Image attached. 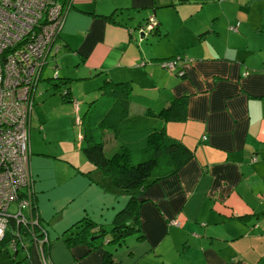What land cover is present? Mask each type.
<instances>
[{"label":"crops","instance_id":"crops-1","mask_svg":"<svg viewBox=\"0 0 264 264\" xmlns=\"http://www.w3.org/2000/svg\"><path fill=\"white\" fill-rule=\"evenodd\" d=\"M58 34L29 128L28 189L47 240L25 237L16 253L0 240V264H264V0H74ZM109 80L129 86V116L187 97L186 118H154L193 152L136 190L134 229L118 242L132 193L85 157L75 120ZM104 132L108 155L121 145Z\"/></svg>","mask_w":264,"mask_h":264},{"label":"built area","instance_id":"built-area-1","mask_svg":"<svg viewBox=\"0 0 264 264\" xmlns=\"http://www.w3.org/2000/svg\"><path fill=\"white\" fill-rule=\"evenodd\" d=\"M73 1L0 0V240L9 241L12 253L21 247L28 251L31 245L26 244L25 237L41 248L47 240L28 189L30 115L43 66L50 49H58L56 38ZM157 25L151 14L148 30ZM230 28L236 30L238 25ZM179 62L166 59L161 64L176 69ZM78 104L75 99L76 109ZM75 120L81 123L79 113ZM171 222L181 224L179 218ZM44 264L53 262L46 257Z\"/></svg>","mask_w":264,"mask_h":264},{"label":"trees","instance_id":"trees-1","mask_svg":"<svg viewBox=\"0 0 264 264\" xmlns=\"http://www.w3.org/2000/svg\"><path fill=\"white\" fill-rule=\"evenodd\" d=\"M100 87L102 93H106L110 98H100L95 103L106 104L107 107L103 113L99 107V111L92 116V128L88 127V132L86 129V140L81 149L85 157L97 168L111 175L117 189L132 193L127 206L115 216L111 240L118 242L125 239L134 229L131 222L136 218V206L139 203L135 196L136 190L169 172L177 171L193 154L180 140L163 135L164 125L154 118L155 115L169 120L186 118L187 97L175 98L169 107L160 110L150 108L147 114L129 116V86L123 81L109 80ZM62 92L65 95L67 90ZM82 119L81 117V122ZM98 128L101 133L97 135ZM105 129L114 132L121 145L118 150L108 155L104 151ZM91 131L93 132L89 135ZM132 154L135 155V162L132 161ZM128 218L132 220L125 222Z\"/></svg>","mask_w":264,"mask_h":264},{"label":"rangeland","instance_id":"rangeland-1","mask_svg":"<svg viewBox=\"0 0 264 264\" xmlns=\"http://www.w3.org/2000/svg\"><path fill=\"white\" fill-rule=\"evenodd\" d=\"M101 95H102V99L110 98V96H108L106 93H102L101 92ZM98 101L99 100H94L92 102V104L97 103ZM87 107H88V102L84 103V105L82 106L81 116H82V118H84V126H85V128L87 129V132H88V127H91L92 128V125H91V122H90V120L92 119V116L95 115V113H97V111H99V107H100L101 113H103L105 111L107 105L106 104L95 105L92 108V110H91L90 113L88 112ZM85 117H86V120H85ZM92 132L93 131H91V133H89V135L92 134ZM100 133H101V130H100V128H98L97 131H96V134L98 135ZM89 135H88V137H89ZM104 135H106V134L104 133ZM135 152H137V151H135ZM132 161L133 162L136 161V158H135V155L134 154H132ZM1 250L2 249H0V251ZM11 255H9V257H11Z\"/></svg>","mask_w":264,"mask_h":264},{"label":"bare ground","instance_id":"bare-ground-1","mask_svg":"<svg viewBox=\"0 0 264 264\" xmlns=\"http://www.w3.org/2000/svg\"><path fill=\"white\" fill-rule=\"evenodd\" d=\"M59 35V34H58ZM56 41H58V40H56ZM57 54V53H56ZM48 62V61H47ZM46 64V63H45ZM42 74V73H41ZM40 81V80H39ZM34 95H35V93H34ZM34 183V182H33ZM37 203V202H36ZM37 209H38V206H37ZM47 230V229H46ZM27 239V238H26ZM28 242V241H27ZM23 248V247H22ZM24 249V248H23ZM16 255V254H15Z\"/></svg>","mask_w":264,"mask_h":264},{"label":"clouds","instance_id":"clouds-1","mask_svg":"<svg viewBox=\"0 0 264 264\" xmlns=\"http://www.w3.org/2000/svg\"><path fill=\"white\" fill-rule=\"evenodd\" d=\"M147 23V22H146ZM146 31L145 30H143V33H145Z\"/></svg>","mask_w":264,"mask_h":264}]
</instances>
